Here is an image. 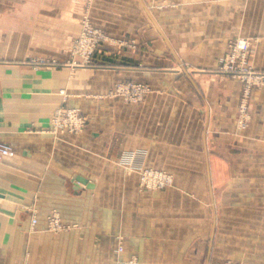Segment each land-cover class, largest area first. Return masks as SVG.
Listing matches in <instances>:
<instances>
[{
  "label": "crops",
  "instance_id": "0c3cea01",
  "mask_svg": "<svg viewBox=\"0 0 264 264\" xmlns=\"http://www.w3.org/2000/svg\"><path fill=\"white\" fill-rule=\"evenodd\" d=\"M174 1L179 6L157 18L192 67L209 68L231 39L247 37L251 65L264 71V0ZM119 13L118 24L144 23L139 14ZM114 24L106 25L117 32ZM79 32L75 0H0V142L16 154L0 162V264H117L132 256L140 264H209L204 188L195 196L142 194L127 172L131 162L135 169L168 162L192 169L205 187L210 167L200 131L226 181L223 216L250 218L264 234V87L252 92L244 131L236 129L241 84L200 69L180 83L183 97L154 95L136 107L98 98L116 79L146 75L67 65ZM60 108L86 115V129H53ZM199 153L205 156L197 162ZM53 212L68 229H48ZM253 240L264 249V237ZM213 258L221 259V225Z\"/></svg>",
  "mask_w": 264,
  "mask_h": 264
},
{
  "label": "rangeland",
  "instance_id": "374dc122",
  "mask_svg": "<svg viewBox=\"0 0 264 264\" xmlns=\"http://www.w3.org/2000/svg\"><path fill=\"white\" fill-rule=\"evenodd\" d=\"M80 17V32L70 48L69 66H75L81 69H107L113 68L117 71H132L141 75H146L145 79L133 77L131 79H116L107 91L98 95V98L111 99L117 103H122L130 107H136L143 104L151 96L161 95L162 97L170 96H184L185 91L180 87V83L184 85L186 82L194 81L193 69L190 63L187 62L185 52H182L181 43H173L169 40L165 28L159 25L157 15L165 13L171 9H175L179 4L174 0H127L123 5L121 0H75ZM123 12L125 14L133 13L139 14L144 19V23L139 26L118 24L117 16ZM115 23L114 29L111 30V25L108 23ZM86 24H90L94 29H97L101 35L95 52L90 57L87 64L80 63L83 61L82 56L73 55L74 43L81 36ZM97 27V28H96ZM168 28V27H166ZM129 33H127V32ZM154 31H157L154 34ZM122 32V33H121ZM155 35H158L155 39ZM158 38V39H157ZM240 39L249 41V49L247 52V71L240 72L233 70L232 60H228L227 56L230 53V45ZM99 47H101L99 49ZM97 51H100L99 53ZM97 53V54H96ZM253 53V40L247 37H236L231 39L223 55H219L214 59L209 68L200 69L205 74L220 75L228 80L238 81L241 84V94L238 106V116L236 121V129L238 131L246 130L251 122L252 114L250 111V104L252 92L254 89L264 87V81L256 82L250 90L248 99V114L249 118L245 128L239 126L240 104L242 95L248 82L252 78L248 75L249 72L254 74H264V71L256 70L251 65V56ZM99 56V63L97 65L94 61V56ZM241 60L235 61L236 66H240ZM82 65V66H78ZM254 80V78H253ZM163 83L160 89H155L154 83ZM77 110V109H76ZM79 111V110H78ZM81 114H83L80 111ZM84 115V114H83ZM87 118L88 124V117ZM52 124V123H51ZM86 124V127H87ZM202 126V124L200 123ZM85 127V129H86ZM84 129V130H85ZM200 131V130H199ZM174 132V131H172ZM171 132V133H172ZM178 136L181 131H176ZM169 133V132H168ZM201 137L198 143L199 147H204L208 158L206 169V177L208 183L205 187H201L197 174L192 175V169L185 168H170L172 166L168 162H163L160 166H145L140 169H135L132 162L127 170L128 174L136 178L137 190L142 194L147 195H197L204 188V193L211 197L209 199V228H210V260L209 264H260L264 262V249H256L257 245H262L260 241H251L252 237H264L263 233L255 231V227L250 218L246 217H229L223 216L222 210L225 203L220 201L223 195L226 194V181H221V170L217 169V164L214 162L220 161L213 157L210 152V145L202 131L199 132ZM205 140V143H204ZM203 141V143H202ZM172 149V148H171ZM201 150V149H200ZM204 154H198L195 161H202ZM132 160V158H131ZM205 161V159H204ZM169 165V166H168ZM189 165V164H187ZM221 166V163H218ZM150 171H159L167 173L172 178V182L164 188L149 186L143 177ZM197 172V171H196ZM147 179L151 176L147 174ZM194 183L188 184L192 179ZM198 182V183H197ZM221 182H223L221 184ZM214 198V202H212ZM176 202L171 203L172 207L177 206ZM221 212V214H220ZM219 215H221L219 217ZM220 220V222H219ZM219 225H221V259L213 258V251L216 244V236ZM254 230V231H253ZM124 252V247L119 246L115 255L120 256ZM128 261H133L134 264H140L137 256H132L127 260H119L117 264H123Z\"/></svg>",
  "mask_w": 264,
  "mask_h": 264
},
{
  "label": "built area",
  "instance_id": "2783aa9c",
  "mask_svg": "<svg viewBox=\"0 0 264 264\" xmlns=\"http://www.w3.org/2000/svg\"><path fill=\"white\" fill-rule=\"evenodd\" d=\"M100 40H102L101 33L94 29L90 24H86L83 29V32L79 39L76 40L73 47V55L82 56L83 61L80 63L87 64L92 54L95 52L97 45ZM249 49V41L240 39L230 45V53L227 56L228 60H232L233 70L246 72L247 65V52ZM237 59L241 60L240 66L235 65V61ZM82 66V65H78ZM248 75L251 76L252 81L250 80L246 85L243 95L242 101L240 104V117H239V126L241 128L246 127V123L249 118L248 114V99L250 96V90L252 86L256 82L264 81V74H254L249 72ZM254 78V80H253ZM52 128L57 131L69 132L73 134H80L84 131L87 118L80 113V111L76 109L70 108H60L56 111V113L52 117ZM15 151L9 144L4 142H0V162L4 161L7 158L14 157ZM151 176L149 179L146 176ZM148 183L149 186L164 188L172 182L171 176L167 173L159 172V171H150L146 173L143 177V182ZM37 223V219H33V225ZM69 227L63 224L62 218L59 213L53 212L48 218V229L54 233H58ZM123 264H134L133 261H128Z\"/></svg>",
  "mask_w": 264,
  "mask_h": 264
},
{
  "label": "water",
  "instance_id": "95a60500",
  "mask_svg": "<svg viewBox=\"0 0 264 264\" xmlns=\"http://www.w3.org/2000/svg\"><path fill=\"white\" fill-rule=\"evenodd\" d=\"M78 181H80L82 183H86V181H84L83 179H78Z\"/></svg>",
  "mask_w": 264,
  "mask_h": 264
},
{
  "label": "bare ground",
  "instance_id": "6f19581e",
  "mask_svg": "<svg viewBox=\"0 0 264 264\" xmlns=\"http://www.w3.org/2000/svg\"><path fill=\"white\" fill-rule=\"evenodd\" d=\"M97 28V27H96Z\"/></svg>",
  "mask_w": 264,
  "mask_h": 264
}]
</instances>
